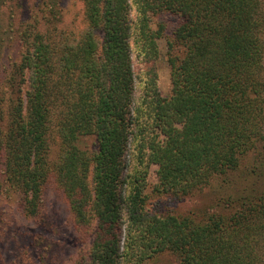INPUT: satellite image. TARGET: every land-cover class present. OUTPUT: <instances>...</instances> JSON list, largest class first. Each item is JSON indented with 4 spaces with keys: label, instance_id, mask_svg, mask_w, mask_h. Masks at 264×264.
I'll use <instances>...</instances> for the list:
<instances>
[{
    "label": "trees",
    "instance_id": "trees-1",
    "mask_svg": "<svg viewBox=\"0 0 264 264\" xmlns=\"http://www.w3.org/2000/svg\"><path fill=\"white\" fill-rule=\"evenodd\" d=\"M83 2L85 28L73 33V46L35 36L8 77L17 95L0 111L7 189L34 217L54 178L77 227L96 222L87 256L72 264H151L163 252L179 264H264V166L252 170L249 190L226 200L230 212L199 218L148 211L147 172L133 168L155 165L156 190L177 197L219 178L233 186L240 158L264 140V0ZM164 37L167 97L156 68ZM87 138L92 151L81 148Z\"/></svg>",
    "mask_w": 264,
    "mask_h": 264
},
{
    "label": "rangeland",
    "instance_id": "rangeland-1",
    "mask_svg": "<svg viewBox=\"0 0 264 264\" xmlns=\"http://www.w3.org/2000/svg\"><path fill=\"white\" fill-rule=\"evenodd\" d=\"M83 4V0H0V111H5L17 95L13 92L8 77L12 69L22 63L23 56L33 49V38L53 37L55 40L59 39L61 47L73 46L72 40L77 37L73 33L81 31L83 25L85 28ZM167 36L171 38L168 33ZM24 39H30L31 43H25ZM167 40H169L167 37L159 40L160 54L156 61L158 87L164 97L170 95L172 88ZM133 62L137 63L135 54ZM24 74L26 82L20 86L22 91L20 97L25 107L26 94L31 86L30 70L25 68ZM61 135L62 133L57 132L52 138L49 158L53 165H56L61 157ZM93 141V138L84 139L81 148L94 150ZM131 165L129 170H132ZM263 166L264 140L256 143L240 158L239 168L229 175L233 186L222 183L220 178L214 179L204 189L187 197L157 191L155 165L147 168L144 164L138 165L134 162L133 168L136 171L147 172L143 194L146 196L148 211L155 214L191 215L199 218L216 210L230 212L231 210L223 208L226 200L242 193L246 186L249 190V180L254 177L252 170ZM2 169L0 159V215L6 216V221L0 218V264H37L40 254H46L41 264H72L82 261L94 239L96 222L85 229L77 227L69 212L68 203L54 178L45 185L39 214L34 217L27 216L22 210L19 194L7 189ZM84 252L85 256H82ZM260 254L261 260L264 259V247ZM151 264H179V261L172 253L163 252L155 256Z\"/></svg>",
    "mask_w": 264,
    "mask_h": 264
}]
</instances>
